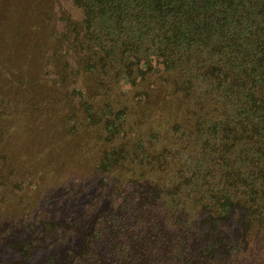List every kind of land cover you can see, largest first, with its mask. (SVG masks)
<instances>
[{
  "label": "trees",
  "instance_id": "trees-1",
  "mask_svg": "<svg viewBox=\"0 0 264 264\" xmlns=\"http://www.w3.org/2000/svg\"><path fill=\"white\" fill-rule=\"evenodd\" d=\"M71 1L93 170L22 204L0 146V264H264V0Z\"/></svg>",
  "mask_w": 264,
  "mask_h": 264
},
{
  "label": "rangeland",
  "instance_id": "rangeland-1",
  "mask_svg": "<svg viewBox=\"0 0 264 264\" xmlns=\"http://www.w3.org/2000/svg\"><path fill=\"white\" fill-rule=\"evenodd\" d=\"M82 17V10L71 0H0V124L10 128L0 138V146L15 170H27L28 176H24L39 183L18 196L22 204L24 198L29 201L39 196L42 205L46 187L56 185L65 194L69 191L66 184L73 182L72 172L76 174L74 180L82 178L74 181L81 185L83 180L89 181V171L93 170L95 153L90 149L99 141V129L83 119L79 106L82 94L78 91L83 90V82L96 86V77L67 72L61 80L63 70L53 56L55 51L65 50L69 67L76 69V55L65 47L60 35L67 20ZM62 61L63 55L61 65ZM74 104L78 117L62 122L71 111L69 105ZM75 123L78 131H70L68 124ZM77 199L82 200L83 194Z\"/></svg>",
  "mask_w": 264,
  "mask_h": 264
}]
</instances>
